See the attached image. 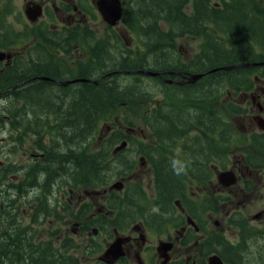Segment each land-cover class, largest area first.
I'll return each instance as SVG.
<instances>
[{
	"label": "rangeland",
	"instance_id": "374dc122",
	"mask_svg": "<svg viewBox=\"0 0 264 264\" xmlns=\"http://www.w3.org/2000/svg\"><path fill=\"white\" fill-rule=\"evenodd\" d=\"M123 1L125 4L127 0ZM8 6L14 12V16L10 18L11 21L14 22L25 19L23 15L24 0H9ZM50 10L52 11V8ZM185 10L188 13L191 12L192 0H188ZM250 15L254 17L251 12ZM49 18L55 20L58 19L56 14L50 12L47 19ZM89 21L92 32H87L86 35L88 34V36H86L83 33V31L86 30H82L81 32L75 33V35L78 34V36L76 37L73 35L74 37H72V39L74 40L73 42L77 44L80 43L83 47V51H86L87 56L91 58V61L90 58L86 59V62L90 63V66H92L91 69H94V65H96L95 59L97 57H100L102 60L106 57L104 59V61H106L109 56L114 59L115 57L120 56V58H118L121 59V57L124 56L125 58H128L130 54L133 56L132 60L128 61V65L131 67L137 65L138 59L136 58H138V54L135 53V47L139 44L137 36L134 34L132 35L125 29L121 30V28H123V26L121 27V24H119V26L112 25L113 27L107 26L99 16L96 17L94 10H92L89 16ZM249 21L250 20H247L246 23L248 24ZM47 29L48 28H43L42 31L51 35ZM17 31H19V26L5 27V35L7 36H14V33ZM29 34L30 35L26 37L28 40L33 38L41 39L36 30H33V32ZM34 41V44L30 42L27 46H29V48L30 46L36 48V43H38L36 42L37 39H34ZM200 43V37L191 35L180 37L177 40V46L180 48L181 56L185 57V60L198 52ZM54 46L59 49L57 45ZM29 48L27 50H29ZM47 48L46 45L42 46L43 56L41 55V57L44 63L47 62L46 59H51L52 62L53 60H59L57 63H59L64 69L68 70L72 68V55L66 59L59 52V56L56 58L52 55L54 51L49 52ZM36 50L38 49L32 50V53H34L33 55H35ZM70 50L74 51V47L71 46ZM101 50L104 52L101 53ZM59 51H61V49H59ZM105 51H107L108 54ZM121 54L123 56H121ZM139 55L141 56V54ZM80 59L82 60V58ZM107 64L108 62H106V65ZM104 70L110 74L112 73L111 71H114L109 66L105 67ZM135 71L138 70H130L127 72L138 73L141 76L143 75L139 78L138 84L143 85L148 89L152 96L143 101L118 106L117 108L119 111L116 116L107 121H101L96 130L93 133L88 134L86 139L77 140L72 143H70L71 141L66 143V140L61 137L58 138L56 136L52 138L49 132H46L44 137L41 136L38 138V135L32 131L40 127V120L43 119L40 116L32 114L30 110L32 105L34 104L35 107L37 106L36 111H39L40 107L47 103L59 104L57 98H59L61 94L57 89L50 87L49 85H43L42 91L44 89L47 91L44 94H40V96L39 94H35L33 101L29 100L27 106H24L26 105L24 100L20 101L14 98V95H8V97H5L4 95L0 98V243L6 241L4 250L5 255L2 257L0 256V260L2 261L1 264H15V262L12 261L15 252V245H13V243L15 244V240L19 236L22 241L26 242L27 245L29 244L26 250L39 248L40 255L38 253H35V255H39L40 257H49V252H51L50 250L53 248L54 253L56 254V250L58 249V264L61 253L66 257L65 260V257L63 256L64 262L69 261L72 264L71 257H75L80 259L81 262H83L84 258V261L87 263H93L98 254L101 253L102 249L104 248L105 250L108 246L104 247L108 233L104 230H97L98 232L94 235L92 233L87 234L86 232H80L77 230L78 226L73 227L71 211L76 212L80 204L87 199V203L92 202L89 216L95 220L93 214L96 208L101 205L102 196L104 194L102 193L99 196H96L98 194H92L93 197L88 196L85 192L86 187L83 182L78 184L76 188L74 190L72 189L69 193L70 183H72L74 179H80V181H86V178L89 179L90 170H88L89 166L87 158L90 154H94L96 160L100 161L98 163L99 169H101L100 166H103L106 188L113 182L121 180L124 176V165L128 163V160L134 158L133 164H135V166L139 164V155L141 154L138 152L136 153L135 150L138 147L137 137L139 139L142 137L140 133H143L144 137L148 136V138L144 140V145L151 143V146L153 145L154 148L161 149V154L158 158L159 162L162 159H166V161L169 160V162L161 161V166L167 165L168 169L171 170V165H173L175 170L180 172V180L183 182L185 191L188 194L190 192L196 194L199 190L198 194L201 201L197 205H193L198 208V212L204 213L201 217L206 220H204V224L208 226L207 230L217 231L214 221L216 220L220 223L222 221V216H227L225 214L227 207H231V216L233 215L235 220L242 217L246 220L248 226L251 228V232L258 233V231H261L264 228V189H262L261 183L257 184V186H251L252 188L247 194H239L237 198L232 200V202L228 201V205H224L222 203L223 196L218 197V192L216 193V190H214L215 187L212 189L210 188L211 184L213 186L217 184L215 181L216 177H211V183L206 182L207 179H200L199 182H197L194 180V173L191 171L190 165L187 166V162L194 161L195 164H202L204 157L203 153L197 154V151L196 154L189 152L188 155L182 154L181 156H178L176 152V148L181 147V139L183 135L190 137L193 140V136L197 135L198 132H181L178 131L174 124H171V130L169 132H156L155 130H150L147 126L146 122H154L156 125H167L169 119H176L175 117H169L168 115V117H160L158 114L156 115V113L154 115L153 110L154 108H159L163 95L165 96V94L175 93V84H182L187 79L184 81L182 80V82L181 78L178 76L175 77L168 75L150 77L148 74H142ZM110 74H108L107 77L113 75ZM115 75L117 76L116 80L122 87L134 80L133 77L124 74L118 75L115 73ZM73 76H76L75 72L72 73L71 77ZM91 78L97 80V83L95 84L97 89H102L101 84L106 82V80L112 82V79H102V77L98 76H93ZM14 89L16 91V88ZM69 89L71 90H68V93L65 91L66 94H69L70 92L72 93V91L75 90L72 87ZM249 97V94L244 95L241 91H234L233 93L229 92L223 94L221 100L223 102H229L237 108H242L245 111V106L247 107L248 105ZM191 104L193 105V103ZM65 107L66 105L63 106L61 110H64ZM67 109L68 107L66 110ZM186 112H188V110H185L184 113L183 110L181 111V117L184 119H188ZM11 115L13 116V119L11 118V120H7L6 116ZM247 118V115L239 116L238 113L235 112L233 114L230 113L226 122V125L230 127L231 132L234 133L227 159L233 160L234 163L243 159V153H241L243 150H245V152L249 150V143L247 141L249 140V128H247L246 124ZM19 123L21 124V127H18ZM128 127L132 128L131 134H129ZM162 129H164V127H162ZM126 135H128L129 138L136 137L137 140H132L133 144L128 145L127 149H124V152L120 154L119 157L122 161H119L118 157H110L113 155L111 153L113 148L119 144L120 139ZM197 141H190L188 143L189 147L199 149V151L202 152V149L196 145ZM199 141L200 146L203 147V143L201 140ZM141 147L143 148L144 146ZM77 164H80V170L77 175L78 178H76L75 175ZM176 165L181 166V169L178 170ZM154 173L155 171L152 170L148 173L144 168H141V170L136 168L128 170L126 173L127 176H125L127 178L123 181L122 187L120 189H117V187L112 188L114 192H112L111 196H108L102 205H104L106 211L109 205L117 207L115 211L125 214L126 219L127 217L132 218V213L137 210H144V208L149 207L154 213V217L148 218L149 223L147 224V238L149 239L150 244L156 245L157 240L159 239L166 241L164 238L169 235L171 236L172 241L177 244V242L180 241L179 238L181 239V236L175 241L179 227H175L174 223L176 221L177 224L181 221V215H179V213L175 215L176 211L168 201L165 200L164 203L167 202L165 205L162 203L164 208L162 204H159L160 194ZM260 173L262 175L264 174V168H262ZM131 174L133 176H131L129 180L128 178ZM197 186H199V189H196ZM135 187L140 188L142 192H144L146 196L144 201H138L137 195L134 193ZM174 189L176 190L175 186ZM221 195H225V193L222 192ZM156 196L158 202L155 200ZM105 197H107V195ZM110 197H113V200H110ZM171 198V203L176 199H178L179 202L182 200L179 193H176L174 197ZM201 198H203V200ZM118 201H123L127 204V207L123 208V211L119 207L120 204ZM157 204L159 207L162 206L163 211H166L170 218V223H166L164 219L161 222L156 223L157 219H155V216L161 212ZM137 205H141L139 206V209H136ZM129 210L131 214L128 213ZM202 210L204 212H202ZM259 213L262 214L260 218L256 216V214ZM93 220H90L91 228L97 227L92 224ZM7 225L19 226L16 230V236L11 239L12 241H10V237L8 238L3 232L7 229ZM225 225L227 226V222H225ZM233 227L234 231L228 230L227 235L219 230L218 232L220 235L222 233L223 237L229 236L231 238L233 232L234 236H238L239 228L237 227V224L234 223ZM124 232L127 231L125 230ZM206 232L209 233L208 231ZM187 235L188 234L185 236ZM69 239L75 242L73 246H69L71 245L68 244V241H70ZM111 240L112 239L108 241ZM192 240H194V237L189 241L191 246L179 247V244H177L178 247H175L174 249L170 247L166 250V253L171 255V259L176 257H181V259H183L188 256L192 259L194 253V258H196V248L198 246H196ZM230 240L235 244H232V246L236 247L238 239L231 238ZM170 241L171 240H168L167 242ZM184 247H187L188 249H184ZM62 250L64 251L62 252ZM187 250V253H183ZM146 255L151 256L152 250L147 252L144 250L143 256L145 257ZM208 256L209 254L203 257H198L197 260L201 259L206 262ZM228 257L238 260L240 259L241 264H258L260 262L264 264V234H252L248 239L247 248L243 252L239 249L236 256L231 255ZM163 258L164 257L161 253L159 257L156 256L153 260L157 259L155 264H160V259L163 260ZM131 260L132 257L130 255L124 264H130Z\"/></svg>",
	"mask_w": 264,
	"mask_h": 264
},
{
	"label": "flooded vegetation",
	"instance_id": "af4514ba",
	"mask_svg": "<svg viewBox=\"0 0 264 264\" xmlns=\"http://www.w3.org/2000/svg\"><path fill=\"white\" fill-rule=\"evenodd\" d=\"M99 0H24V6H23V15L25 17L24 20L20 21H11L10 18L14 16V12L12 9L9 8L8 2L9 0H0V98L5 95V97H8V95H14V98L22 101L24 100L26 102L27 106L28 101L25 97H17V91L15 92V89L20 91V95H26L27 88L30 84H34V89L42 90L43 88V81H47L50 87H53L60 91H67L71 90L70 87L76 89H80L83 87V85H86L87 87L90 86V84H96L97 80L93 79L91 77L97 76V74H100L101 71L100 67L108 63V66L115 64L116 66H120L121 59L119 57H108L106 61H104L97 57L95 59L94 69H91L92 66H90V63L86 62L87 58H90L87 56V52L83 51V47L80 43L73 42L74 40L72 37L78 36V34L75 35L77 32H81L86 35L87 32H92V29L90 28L89 24V16L92 12V10L95 11L96 17L99 16L104 23H106L107 26L113 27L112 25H109L103 18L101 13L97 9V3ZM256 1V5L260 8L261 13H256V15H253L252 18L248 24H251L254 18H259L258 21H255V23H258V25L255 26V28L261 29L264 27V0H254ZM120 3L122 5V9L124 7V1L120 0ZM39 4L42 8V14L34 21H30L25 13L26 8L34 7L35 5ZM52 8V11L50 10ZM49 12L52 14H56L58 17L57 20L53 18H49ZM15 18V17H14ZM122 24V17L120 20L114 24L119 26ZM19 26V31L14 33V36H7L5 35V27H16ZM260 27V28H259ZM43 28H48V32L51 35L46 34L44 31H42ZM121 28V30H123ZM33 30L38 31V34L40 35L41 39L33 38V39H27ZM45 34V35H44ZM27 35V36H26ZM74 35V36H73ZM251 35L254 37H259V34L254 33V30H251ZM255 35V36H254ZM88 36V34L86 35ZM252 38V39H253ZM34 39H37L36 42V48H33L32 46H27L30 42L33 43ZM257 38L253 39L255 41ZM33 40V41H32ZM43 40V41H41ZM35 42V41H34ZM53 44V45H52ZM46 45L49 50V52H53L52 55L54 57L59 56V52L61 55L64 56V58L68 59L70 55H72L71 58V69H64L59 63H57L59 60H52L46 59V63L49 66V71L51 74L57 76V77H50L48 75H44L45 72V63L42 61L43 51L42 46ZM54 45H57L61 51ZM74 47V51L70 50V47ZM29 48V50H27ZM36 50L35 55L32 53V50ZM104 51L101 50V53ZM107 53V51H105ZM250 54L258 55L260 59L252 60L248 62H244L241 64H234L237 66H244L249 67L253 73L250 75L251 78L249 79L250 87L247 91L242 92V94L247 95L249 94L250 97L248 99V105L245 106L244 113L238 114L239 116L247 115L248 118L246 119L247 128H249L248 137L249 140V150L246 151L250 158L244 160V158L240 161H237L236 163L233 162V160H226L222 165H215L213 163H209L206 166L202 164H195L194 162H187V166L190 165L191 171H193L196 175L194 176V180L199 182L202 178H207L206 182L211 183V177H216L215 181L217 184L213 186L211 184L210 188L213 187L214 190H216V193L218 194V197H222V203L224 205H228V201L232 202L234 198H237V196L245 195L249 192V190L252 188L251 186H257V184L261 183L262 189H264V174L262 175L260 172L262 171V168H264V47H256L254 50H248ZM38 54V55H37ZM108 54V53H107ZM37 55V56H36ZM121 56H123L121 54ZM35 58V59H33ZM44 58V57H43ZM82 58V60L80 59ZM122 58V57H121ZM102 62H101V61ZM118 60V61H117ZM91 61V58H90ZM75 70V71H74ZM87 70V73L91 77H84L83 74L84 71ZM83 71V72H82ZM75 72L76 76L71 77L72 73ZM99 72V73H98ZM112 73L105 72L104 74H100L98 77H106L108 74L112 75L113 73H117L118 75L122 74V70L120 68L116 69L115 71H111ZM169 75L180 77L181 81L187 79V75L189 73H182L180 71H166ZM86 73V72H85ZM96 74V75H95ZM157 76V75H155ZM161 77V75H158V77ZM43 77H47V79H44ZM75 78H85L86 81L78 80L75 82H67L73 80ZM96 81V82H95ZM178 81V82H181ZM182 81V82H183ZM187 81V80H186ZM184 81V82H186ZM31 82V83H29ZM183 82V83H184ZM18 87V88H17ZM73 90V89H72ZM73 90L72 92H74ZM14 91V92H13ZM71 93V92H70ZM7 120L13 119V116H6ZM261 118V126L258 125V120ZM19 127H21V124H18ZM107 129V128H106ZM129 134L132 133V128L128 127ZM109 130V129H108ZM107 134V132H106ZM134 134V133H133ZM141 134V138L138 139L137 148L135 152L141 154L139 155V164L135 166L133 164V159L128 160V163L124 165L123 173L124 176L121 180H118L123 184V181L127 178L125 176L127 171L130 169H138L141 170V168H144L148 173L150 170L156 171V170H167L172 172V175L177 172L173 165H171L172 169L169 170L167 165L161 166L162 162H167L166 159H162L159 162V155L161 154V149L154 148L153 145L151 146V143H148L144 145V140L148 138V136L144 137L143 133ZM234 133L231 132L230 136L233 137ZM136 137L129 138L128 135L125 137H122L120 139L119 144H117L113 150L111 157H118L119 161H122V159L119 157L122 152H124V149H127L128 145L133 144L132 140H137ZM253 139V140H252ZM201 139H198L196 142V145L202 149L200 146ZM191 140H188V138L183 135L181 139V147L176 148V152L178 156H181L182 154H187L189 152L197 154H202L199 149H194L192 147H189V151H187V148L185 150L184 146H187L188 143ZM124 144V146L119 149L115 150L117 146ZM141 146H144L143 148ZM260 148V149H259ZM139 150V151H138ZM186 151V152H185ZM249 151V152H248ZM106 154V153H105ZM245 154V153H243ZM242 154V155H243ZM257 155H260V158H257ZM156 157V159H155ZM104 158V156H103ZM258 159V160H257ZM169 162V160H168ZM249 162V163H248ZM223 163V160H222ZM171 164V163H170ZM160 165V166H159ZM89 166V165H88ZM99 166V165H98ZM178 167V170L181 169V166L176 165ZM101 169H98V171H102L104 174L103 166H100ZM90 170V168H89ZM182 171V170H181ZM229 172L228 174H232L233 181H231L230 177L225 175L222 178V182L219 181L218 175L220 172ZM132 174L128 178L130 180ZM155 176V173H154ZM140 177V176H139ZM103 178L100 179V181L97 182V184H100L99 186H92L89 182L85 181H76L73 180L72 183H70L69 187V193L70 191L76 188V186L80 183H86L84 184L86 189L85 192L88 196L93 197L92 194H98L96 196H99L100 194H104L102 196V203L105 202V200L108 198V196L112 195L113 189L111 188V185L116 183L113 182L110 184L107 188L105 187V181ZM177 184L176 190L179 191V196H181L182 200L179 202L178 199L173 200V204L171 205L174 207V210L176 211L175 215L179 213L181 215V221H179L176 224V221L174 223L175 227H179L178 235L175 237V241H177L178 237L181 236V239L179 238V247L181 246H189L190 240L194 237L193 243L198 246L196 248V258L195 253L194 257L191 259L189 256L181 259V257H176L174 259H171V255L167 254L168 259L164 261V259H160V264H208V257L216 254L218 255L221 260L222 264H241L240 259L235 258H229L228 256L234 255L236 256L238 250L240 249L242 252L247 248V242L249 237L252 234H264V228L261 231L257 232H251V228L248 226L246 220L242 217L240 219H236L231 216V207H227L225 214L226 217L222 216V221L219 223L218 221H214L215 227L217 231L215 230H207L208 226L204 224V220L202 219L201 215H204V213L198 212L197 207L193 204H198L201 200L199 199L200 196L198 192L194 194L193 192H190L189 194L185 191V186L183 182L179 179L176 180ZM140 184V182H139ZM238 184V185H237ZM105 187V188H104ZM122 187V185H121ZM120 187V188H121ZM196 189H199V186H197ZM124 190V189H123ZM122 190V191H123ZM121 191V192H122ZM131 192V191H130ZM225 193V195H221V193ZM134 193L137 195L138 201H144L146 198L144 192L138 187H135ZM107 195V197H105ZM94 196V197H96ZM178 197V196H176ZM87 198V197H86ZM104 198V199H103ZM111 198V197H110ZM203 200V198H201ZM156 202H158V198L156 196ZM172 200V198H171ZM88 200L83 201L78 210L76 212L71 211V217L73 222V227H77V230H79L82 233L87 234H96L99 230H104L108 233V237L106 236V244L104 247H106L108 244L111 243L116 237H123V243H122V249H123V255L117 258L112 264H124L126 260L131 255L132 260L130 264H155L157 259L153 260L154 257H159V253L157 250V245L162 241V239L157 240V244H150L149 239L147 238V224L148 218L154 217V213L150 208H144V210L139 209V206L137 205L136 212L132 213L133 217L129 218L125 217V214L122 212H117L114 210L106 211L104 209V205H101L96 208L93 216L95 217V220H93L90 215V206L91 203H87ZM165 200L163 198H160L159 204L164 203ZM158 205V204H157ZM156 205V206H157ZM163 205V204H162ZM88 207V209H87ZM159 207V205H158ZM160 211L156 216L155 219H157L156 223L161 222L163 219L170 223V218L168 217L166 211L162 210V206L159 207ZM164 208V206H163ZM180 211H179V210ZM178 211V212H177ZM197 212V213H196ZM202 212H204L202 210ZM229 215V216H228ZM262 214H256L258 218L261 217ZM90 220L92 221L93 225H96L97 227H90ZM235 220V221H234ZM124 221V222H123ZM206 221V220H205ZM225 222H227V226L225 225ZM163 223V222H162ZM237 224L238 230V236H234V232L232 233L231 238L238 239V244L236 247L232 246V241L226 236L223 237L222 233L218 232L221 231L224 234L227 235V231L231 230L234 231L233 225ZM160 225V223H159ZM91 230V231H90ZM98 230V231H97ZM127 232H124V231ZM208 231L209 233H207ZM101 232V231H100ZM188 234L187 236H185ZM185 236V237H182ZM111 241H108L110 239ZM68 244H71L69 246H73L75 242H73L71 239H69ZM164 240L172 243L171 247L174 249L175 247H178V245L172 241L171 236H167L164 238ZM93 241V239H92ZM235 245V244H233ZM191 246V245H190ZM204 246L206 249H209L211 247L214 248V250H211L208 253L204 252ZM43 248V247H41ZM187 247H184V249ZM188 249V248H187ZM35 252L31 255L34 256L35 253H38L40 255V249H34ZM146 250H152V255H146L143 256V251ZM154 250V252H153ZM157 250V251H155ZM49 257H44V262L42 258L39 256L38 258L41 259V263L43 264H58V249L56 250V254L54 253V248L50 250ZM76 252V250L74 249ZM104 251V248L102 249L101 253L98 254L96 260L91 263H87L84 261L83 258V264H108L106 261L99 260L102 252ZM28 252V251H27ZM187 251L183 253H187ZM25 254V264H29L30 260H28L29 255ZM209 254L207 257L206 262L204 260H197L198 257H203ZM5 252H0V256H4ZM27 256V259H26ZM35 255L34 257H36ZM150 256V257H149ZM81 258V257H80ZM190 258V259H189ZM72 264H75V257H71ZM2 261L0 260V264ZM244 263V262H243ZM68 264H71V262L68 261ZM258 264H262L261 262Z\"/></svg>",
	"mask_w": 264,
	"mask_h": 264
},
{
	"label": "trees",
	"instance_id": "16d2710c",
	"mask_svg": "<svg viewBox=\"0 0 264 264\" xmlns=\"http://www.w3.org/2000/svg\"><path fill=\"white\" fill-rule=\"evenodd\" d=\"M187 3L188 0H127L123 7L122 24L127 32L134 34L139 39V44L135 47L138 63L134 67L128 65V61L132 60L133 56L130 54L128 58L125 56L121 58L120 66L112 64L109 67L114 71L120 68L122 74L131 76L134 80L122 87L116 80L117 76L113 73L110 77H102V79H112V82L106 80L102 83V89H97V86L92 83L88 87L83 85L82 88L69 94L60 91L61 96L57 98L59 104L47 103L41 106L39 111H36L37 106L35 107L33 104L30 109L32 114L43 118L40 120V127L32 130L38 135V138L44 137L46 132H49L52 138L61 137L66 140V143L86 139L88 134L96 130L101 121H107L118 114V106L150 98L152 95L148 89L138 84L139 78L143 75L127 71L147 69L158 72V75L161 76H168L166 71L204 73L193 83L175 84V93L163 95L159 108L153 110L154 115L156 113L160 117L169 116L176 119H169L167 125H156L154 122H146V124L150 130L156 132H169L171 124H174L181 132H198L193 136V140L195 142L200 138L203 143L204 165L213 163L223 166L233 139L230 136V127L226 125L228 116L235 112L244 113V109L237 108L229 102H223L221 97L229 92L247 91L250 87L249 79L253 71L249 67L234 64L260 59L258 55L250 54L248 50L253 51L256 47H264V27L255 28L258 25L255 21H258L259 18H254L251 24L246 22L252 19L250 12L256 15L255 11L261 13V10L254 0H192V10L188 13L185 10ZM251 30L259 34V37L253 38ZM187 35L200 37L201 43L198 52L185 60V57L181 56L177 40ZM252 38L257 39L253 41ZM48 64L45 63L44 75L57 77L50 73ZM107 66L108 64H105L100 67V74L105 73L104 68ZM223 66L231 67L223 69L221 68ZM216 67L220 68L212 71ZM80 75L90 77L87 70ZM42 83L49 84L47 81ZM16 91L17 97L22 96L27 101H33L35 94L40 96L47 90L34 89V84H30L26 95H20L21 92ZM65 105V109L61 110ZM182 110L183 113L188 110L186 112L188 119L181 117ZM29 129L31 130L30 127ZM187 138L193 142L190 137ZM184 147L189 151V144ZM241 153H245L242 157L246 161L251 157L245 150ZM257 158H260V155H257ZM87 162L90 175L85 182H89L92 186H99L100 184L97 182L104 176L100 170L98 171L100 161L96 160L94 154H90ZM79 170L80 164H77L76 178H78ZM177 179L180 180V172L172 175V172L167 170L155 171L160 198L162 197L163 200L170 203V198L179 193L174 189V186L178 185ZM202 179L206 180L207 178ZM85 182L84 184H86ZM110 200H113V197ZM118 203L122 211L127 207L123 201H118ZM116 208L109 205L107 211H115ZM128 213L131 214L130 210ZM18 228V225H7V229L3 232L12 241L11 239L16 236ZM13 245H15L14 259L8 258L15 264H24L25 254L32 255L34 253V249L26 250L29 244L22 241L20 236ZM5 246L6 241L0 243V252H4ZM213 247L206 249L204 246L203 255L214 250ZM30 254H28L29 264H43V257H41L43 260L41 263L39 255L34 257L35 255L31 256ZM62 254L59 257V264H68V261L64 262L65 256ZM82 263L80 259L75 258V264Z\"/></svg>",
	"mask_w": 264,
	"mask_h": 264
},
{
	"label": "water",
	"instance_id": "95a60500",
	"mask_svg": "<svg viewBox=\"0 0 264 264\" xmlns=\"http://www.w3.org/2000/svg\"><path fill=\"white\" fill-rule=\"evenodd\" d=\"M97 9L101 13L102 18L109 24L114 25L116 24L120 18H121V10L122 5L120 3V0H99L97 3ZM25 13L30 21L36 20L41 14H42V8L39 4L35 5L34 7L26 8ZM230 66H223L221 68H228ZM220 67H216L212 69V71L217 70ZM135 72H139L142 74H148V75H156L157 72H153L150 70H138ZM204 75V73H189L187 81L188 83H193L199 78H201ZM44 79H47V77H43ZM78 80L86 81L85 78H75L67 82H75ZM261 118L258 120L259 127L261 126ZM124 146L122 143L121 145L117 146L115 150H119ZM229 172H220L218 175V179L220 182H222V178L227 175ZM231 181H233L232 174H228ZM121 182L117 181L116 183L111 185V188L117 187V189H120ZM124 238L123 237H116L103 251L102 255L99 257L101 260L106 261L108 264H112L117 258L123 255V249H122V243ZM172 243L167 241H161L159 245L157 246L158 253H162V256L164 257V261L168 259L166 250L171 247ZM164 252V253H163ZM208 264H222L221 258L213 254L208 257Z\"/></svg>",
	"mask_w": 264,
	"mask_h": 264
},
{
	"label": "bare ground",
	"instance_id": "6f19581e",
	"mask_svg": "<svg viewBox=\"0 0 264 264\" xmlns=\"http://www.w3.org/2000/svg\"><path fill=\"white\" fill-rule=\"evenodd\" d=\"M38 175V174H37ZM32 183V182H31ZM44 187V186H43ZM13 190V189H12ZM16 190V189H15ZM17 192V191H16ZM24 193V192H23ZM37 193V192H36ZM28 195V194H27ZM5 236V235H4ZM10 236V235H9ZM26 237V236H25ZM7 249V248H6ZM21 249V248H20ZM19 251V250H18ZM26 258H27V256H26ZM22 260V259H21ZM25 264V263H24Z\"/></svg>",
	"mask_w": 264,
	"mask_h": 264
}]
</instances>
